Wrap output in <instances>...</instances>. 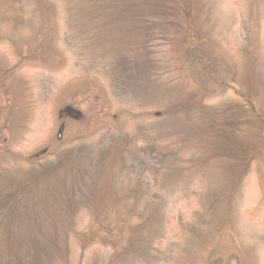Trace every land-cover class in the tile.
<instances>
[{
    "label": "rangeland",
    "instance_id": "rangeland-1",
    "mask_svg": "<svg viewBox=\"0 0 264 264\" xmlns=\"http://www.w3.org/2000/svg\"><path fill=\"white\" fill-rule=\"evenodd\" d=\"M186 1L191 36L158 27L130 53L67 26L61 0L44 2L58 18L32 0L23 24L0 21V127L16 153L0 179H42L30 197L49 186L52 204L60 187L75 196L73 218L14 223L0 247L27 264H264V0ZM116 142L115 207L96 220L76 194L111 179L89 159ZM67 154L72 172L55 163Z\"/></svg>",
    "mask_w": 264,
    "mask_h": 264
},
{
    "label": "trees",
    "instance_id": "trees-1",
    "mask_svg": "<svg viewBox=\"0 0 264 264\" xmlns=\"http://www.w3.org/2000/svg\"><path fill=\"white\" fill-rule=\"evenodd\" d=\"M34 1H40L44 4L46 8H42L47 10L46 13H49L53 19L60 17L59 5L57 6V3H44L54 0ZM61 2L65 9L63 14L65 15V23L67 26H82L85 32H87L88 28L90 29L92 27L93 33L91 34L81 32L88 37L94 38L93 41H96L95 45L101 42L104 44L110 42L113 46L111 49H114L116 54L118 52L130 53L134 49V45L140 43L145 36L148 37V41L158 35V27L172 28L174 32L177 30V33H180L181 29H183L184 37L187 35L191 36V30L193 29V24L188 20V10L183 15L185 17L180 21L179 18L182 11L180 8L178 10L175 8L177 5L181 7L183 4V10H186V0H61ZM31 3L32 0H0V21H4L3 18L8 17L15 24H23L25 22L24 13L26 10L24 6L27 7L29 5V8ZM36 6L43 5L36 4ZM182 25L184 28H182ZM101 35L103 38L100 37ZM151 35L153 36L151 37ZM24 62L25 60H22L21 64ZM130 63H132V66H125L121 62L118 69H127L129 67L130 69H134V67L139 66L140 60L136 57L130 60ZM1 113L2 109H0V120ZM2 133L3 131L0 127V166L7 158L8 153L12 152V154H16L6 146V141L2 138ZM111 147L113 148L110 149ZM151 151H154V149H151ZM120 153V145L116 142L109 148L103 149L100 159H89V163L99 170L98 173L96 172L98 175L104 170H107L110 173L111 179H99L98 182H95V179H88L90 180L86 188L88 195L84 191L76 194L80 200H84V207L90 208L88 209L93 212L96 220L102 216V212L105 213L109 211V208L112 209L113 206L115 207L111 203L112 193L115 192L112 178L118 170H122ZM60 155H58L55 163L62 168V172H65L64 170L66 172H72L71 165L79 159H76L75 155ZM81 160H83L82 157H80V162ZM66 161H69L70 165L64 167L63 163H66ZM36 180L40 183L42 179H0V244L2 242H8L11 235L15 233V230L11 231L9 238L6 240L4 234L11 230V226L14 223H16V227L22 226L27 221L30 224L31 221H36L37 223L38 218L41 221L48 217L54 218V215L58 211L61 213L64 210L68 217L73 218L68 213L75 208L73 205L75 198V196H72L73 193L66 200L65 188L60 187L53 197V199L58 201L52 204L49 198L55 193V189L47 186V188L40 189L37 197H30L31 185H36L35 190L37 188ZM53 182L55 181L53 180ZM32 198L33 203L31 207L33 212L28 213L26 216L20 210L24 206L28 208L27 202ZM9 218L13 221H8ZM62 221L63 218L57 214L54 219V225L56 226V228L54 227L56 229L54 234L56 236L61 231L57 224ZM61 232L63 233V231ZM8 243L6 246L0 247V264H27L25 255L16 248L7 247Z\"/></svg>",
    "mask_w": 264,
    "mask_h": 264
},
{
    "label": "water",
    "instance_id": "water-1",
    "mask_svg": "<svg viewBox=\"0 0 264 264\" xmlns=\"http://www.w3.org/2000/svg\"><path fill=\"white\" fill-rule=\"evenodd\" d=\"M61 129H62V127L60 126V127H59V131H58V134H60V132H61Z\"/></svg>",
    "mask_w": 264,
    "mask_h": 264
}]
</instances>
